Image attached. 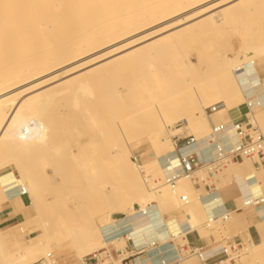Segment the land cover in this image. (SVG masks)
<instances>
[{"label":"bare ground","instance_id":"1","mask_svg":"<svg viewBox=\"0 0 264 264\" xmlns=\"http://www.w3.org/2000/svg\"><path fill=\"white\" fill-rule=\"evenodd\" d=\"M237 1L239 0H0V117L10 114L11 110L19 107V103L16 102V104H13L14 98L26 93L28 91L27 89L41 86L54 79L56 80L62 74L89 67L96 61L102 62L110 57L113 59V56H119L129 49L131 52H135L137 50L134 51L133 49L132 51L131 49L138 46L146 39L154 38L180 27L181 25L199 19L197 22L199 24V26H197L199 31L197 30L198 28L194 26L197 28V32H195L198 33V35L220 34L221 37H218L222 40L224 39L222 38L224 32L231 30L233 33L231 34L229 31L231 39L229 36L226 38H228L229 41L232 40L230 44L237 50L236 52L232 50V52L236 53V58H238L237 56L243 58L238 61L234 60L235 58L229 57L228 54L224 52L226 48L220 45L221 48H224L221 49L220 46L214 45L221 50L216 48L218 50L214 52V59H212L213 54L211 56V67L214 66L212 67L213 70L209 68V70L204 72L205 67H207L205 65L206 59H209L210 56L203 57L201 54L197 55V64L193 63L192 59H190L191 57L186 60V63L182 64L186 66L184 71L182 70L184 75L191 76L192 80V76L198 78L203 73H207L209 76H204V79L209 80L208 78L213 74L211 79L214 80L215 86L221 93L222 98L217 102L225 103V108L219 111L227 109L228 112L230 114L233 113L234 116L240 104L243 106L245 112L243 114H246L243 117L249 116L251 123L259 127L264 133V112L255 114L254 111L249 109L247 106V97L244 93V90H246L244 89L246 86L244 80L247 78L254 86H260L255 89L256 91L252 99L257 100L259 96L264 94V82L259 76V68L256 63L257 59L259 60L264 56V0H241L239 4H237ZM212 9H217L215 13L220 15V22H217L216 19L211 17ZM249 14L255 15L257 18L250 19L242 25L241 21ZM200 18H203L202 22H200ZM240 22L241 26L239 24L240 27H238L237 24ZM163 23L167 24L160 27ZM197 23L195 24L197 25ZM246 25H251L253 31L251 32V30L249 31V29H246ZM192 29L193 28H191V30ZM144 31L148 32L136 39L134 38L133 40L130 39L128 42L126 41ZM248 32H250L249 35ZM170 34L173 36L172 32ZM168 35L166 37H168ZM223 36L225 37L226 35ZM168 38L173 37L170 36ZM226 38L224 41H226ZM173 40L170 39L166 44L168 48L172 50L182 44L180 41L182 39ZM216 41L217 40H215V42ZM154 42L151 45L153 49L150 50L152 53L156 47L155 44L158 43L155 42L154 44ZM222 45L225 46L224 43ZM205 48L203 51H206ZM102 51H104L102 55L91 59V55L94 56L95 53ZM127 52H125L126 55L129 54V52L128 54ZM125 53L122 55L123 57ZM165 53L166 52H163V55ZM200 53L201 52H199V54ZM202 53L206 55V53ZM209 53H207V55ZM122 56L119 57L122 59ZM181 56L184 57L182 54ZM87 57H90L89 59L91 60L88 59V61H85L84 59ZM119 57H117V59ZM81 60H84V62L79 63ZM182 65H179V68ZM238 69H244V72H247L246 78L242 73L237 72ZM209 72L212 74H209ZM196 74H198V76ZM184 75L181 76L183 77ZM186 76L181 79H184L185 84L190 82V79L189 81L186 80V78H189ZM202 79V77H200V79H195L197 85L200 83V80L205 84V80ZM196 82L193 81L194 88H190L191 83L186 84L184 88V82H182L183 87L178 90H185L179 93L178 96L176 92V97L175 94L173 97L170 95L171 98H173L172 100L169 99L170 101L168 100L167 102L161 101L162 103L152 104L150 106L151 108H149L151 111H148L151 115H148L149 119L145 133L137 136L123 125L120 127L115 142L112 140L114 149L112 153L113 164L119 168L122 179L124 180L123 184L125 183L126 185L129 199L133 200V204L130 208H123L121 213H109H116L114 217L104 219L103 210L111 208L110 210L114 209L115 211L116 207L113 208L110 202L105 203L103 201L104 196H99L98 194L100 193H98L96 196L102 197L99 199L105 204L100 203L102 206H98L99 209L97 212H93L95 217H91L87 214V211H91L90 209H85L87 211L84 210L85 214L90 218V221L85 223L82 222V224L79 223L77 226L78 223L75 217L78 208L74 209L75 216L72 211L67 213L68 208L66 211L61 212L63 214L66 212L67 215L65 217L63 216L64 218H59L57 220L53 219L55 222H52L53 220L51 221V219H49L50 217L48 218L51 211L47 210L46 203L43 200L44 197H42V192H48L46 191L47 189L45 190L46 186L48 185L51 187L52 185L50 183L46 185L45 183V179L47 180L49 177L46 178L43 175L46 185L44 188V185L42 186L43 180L41 182L39 181L41 177L38 174L36 175L38 176L37 178L33 177L35 175L32 173L33 170H35L34 168L33 170L29 169L32 171L30 172L32 175H30V173L27 172L29 171L28 168L27 171L24 170L27 163H25L24 166L22 165V167L20 164L21 161L19 162V159L17 161V157L16 160L13 158L7 161L8 158H4V154L9 151L7 149L1 150L0 170L13 165L19 170L23 180L21 181L16 178V175L12 171L0 174V214L10 209L20 220L18 226L8 230L2 229L0 221V264H33L44 258L48 253H53V251L57 250L64 252L63 256L66 259V263L68 260L73 261L72 258L75 256L79 259L81 258L80 264H82V260L86 256L99 251L106 245V238L115 239L122 234H128V237L132 238L135 245L139 248L146 247L148 249L150 244L158 241L161 246L160 250L164 254L168 255L172 251L176 255L180 252L177 241L184 243L182 238L185 233L182 231L176 232V229H181L178 228L181 226L177 223V220H175V223H177L178 227H173L174 221L170 222L165 219L162 211L163 205H173V207L178 208L177 214L184 216L194 230L200 229L203 221L206 219L208 220L213 215L217 216L229 213L230 219L228 224L230 225L235 223V214L245 219L252 217L246 213H250L251 210H255L256 208L245 206V201L243 202L242 199H239L237 202L242 201L241 209L247 207L244 211L245 214L240 211V208L229 212L221 210L223 199L219 194L220 188H217L218 190L213 193H203V190L199 188L202 198L198 195L196 187L190 183V179L187 177L181 178L175 191H172L160 180L159 183L156 182V178L159 177L162 180L169 169L175 170L177 162L175 159L177 155L171 139L173 135L167 129L168 125H172L171 122H173V117H181L182 115L180 114L184 113L183 116L188 120L189 127L196 133L198 139H208L210 137L212 124L210 116H208L207 113V109L210 105L208 101L206 102L198 95L195 85ZM204 84L202 86H197V88L200 89V87H204ZM187 86H189V88H186ZM205 88H202L201 91ZM208 89L209 87L207 90ZM211 95L212 94H210V96ZM208 98L212 99L211 97ZM243 101H245V106L243 105ZM12 105L13 109H10L9 107H12ZM256 109L258 110V108ZM242 115H235L234 117L242 118ZM179 119L180 118H178V120ZM229 122L231 121H223L215 124L218 125ZM8 130V128L0 125L1 136H4V133L8 132ZM230 134L232 135V132ZM226 140L228 141L229 139L226 137ZM138 142H147L155 154V158L148 161L145 165H138L133 159L134 156L131 148L133 144ZM191 147H193V150H188V148L183 149L182 154L185 156L192 151H197L200 157L206 156L209 158L210 151L206 143ZM11 161H13V163H11ZM170 161L172 162V166L168 167ZM30 164H28V166L31 168ZM87 164L89 166V162ZM82 166L87 167V165L84 164H82ZM89 168L90 167L86 168L87 171H89ZM226 170L230 178L228 181L229 184L235 183L236 180L243 179L253 191L258 190L262 186L260 181H262L264 175L257 172L258 169H255L253 163L233 165L232 168L228 166ZM54 171L55 169L53 172ZM94 171H96V169ZM104 175H106V173ZM111 175L113 176L114 174ZM105 177L107 178L108 175ZM54 183H56V181ZM61 183L62 182L57 184L59 189L56 187L57 185H52L60 192L56 190L58 197L60 194H69L65 192L66 189H64V191L62 190L64 188V183L62 184V188H60ZM108 183L110 182H107V184ZM98 184L100 185V182H98ZM112 185H115L113 181ZM118 185H120V183ZM20 187L26 188L28 192L27 196H22L20 194ZM42 187L44 188L43 191H41ZM100 187L102 186L100 185ZM87 189L90 190V188ZM48 190L50 193L51 188ZM95 190H97V187L94 189L93 193ZM86 192L90 193V191ZM96 192H99V190ZM74 194L75 191L72 196H74ZM55 195L53 194L51 197L53 198ZM183 195L189 198L187 205H182L181 198ZM68 196L71 197L70 195ZM252 196L263 197V195ZM23 197L28 199V204L24 203ZM87 197L89 200H92V198H89L90 196L87 195ZM71 199L69 198L67 202L69 200L73 201V199ZM53 200V202H55L58 198H53ZM58 201H56V203ZM70 203L72 204V202ZM95 204L96 203H94V205ZM73 205H77V203ZM53 206L56 208H52ZM52 207L50 206L49 208L54 210H52V212L58 211V206L55 205V203ZM81 207L84 208V205ZM79 210H81V208ZM94 210H96V208ZM89 213L92 215V211ZM85 217L83 218L85 219ZM81 218L80 220L84 221V219ZM25 230L29 233H36V236L30 238L27 244H25L22 239L23 231ZM121 231L125 233H120ZM171 241L174 242V245H171V248L167 250L166 246ZM141 242L143 244H139ZM250 242L252 241L246 240L247 247H245L242 256V264H245L243 260L246 261L247 255L245 253L250 246ZM68 245H71V247L66 249ZM119 245L122 247L126 246L127 238L122 239ZM249 254L252 255L251 251L248 253V256ZM248 261L249 264L253 263L250 260ZM116 263L121 264L119 261ZM106 264H109V261H106Z\"/></svg>","mask_w":264,"mask_h":264},{"label":"rangeland","instance_id":"2","mask_svg":"<svg viewBox=\"0 0 264 264\" xmlns=\"http://www.w3.org/2000/svg\"><path fill=\"white\" fill-rule=\"evenodd\" d=\"M239 1L241 3V0ZM239 1H237L238 3L237 2L236 3L239 4ZM216 10L217 9L211 10L212 13L211 17L216 19L217 22H220L221 17L218 13H215ZM255 17L257 18V16L255 15L253 16L249 14L248 16L245 17V19H243V21H241L242 25L244 22H247L250 19H254ZM202 19L203 18H200L201 20L200 22H202ZM198 20L199 19H196L194 21L186 23L185 25H181L180 27L172 29L167 33L165 32L164 34H160L154 38L146 39L145 41H143L141 44L138 45L140 48L136 46L139 50L136 47H133L131 49L132 51L133 49L134 51L137 50L135 52H131L130 49L127 50L128 52L130 51L132 55L130 52L129 55L128 52L125 51L127 52L128 55H126V53L123 52V54L125 53L123 57L122 56L123 54L121 53L119 56H122V59L118 55H115L113 56V59L115 60H113L112 57H110L109 59H105L102 62L96 61L95 63H93V65L89 67L62 74L56 80L54 79L41 86H36L35 88L27 89L28 91L26 93H23L17 96L16 98H14L13 104H16V102L19 103V107L14 110H11L10 114H6L0 117V125L9 129L8 132L4 133V136H1L0 134V151L3 149H7L9 151L8 153L4 154V158L6 159L8 158L7 161H9L13 158L16 160L17 157V161L18 159L19 162L21 161L20 162L21 166L22 165L24 166L25 163H27L25 165L26 168L24 167L25 171H27V168L28 170L29 169L33 170V168L35 169L33 170V172L30 170L27 172L28 173L32 172L33 174H35L33 176L35 178L38 177L36 176L38 174L41 177L39 179L40 182L43 180V183L46 181L45 182L46 185L50 183L53 186L54 184L56 186L57 184L62 182L60 188H62V184L64 183L63 184L64 188L62 190L64 191V189H66L65 192L69 193L66 195L60 194L61 197L60 196L58 197L57 196L58 195L57 192H59L58 185L56 186L58 189H56L52 185L50 187L48 185L46 186L45 183L44 184L42 183V186L44 185V188L46 186L45 190L47 189L46 191H48V192H42V197H44L43 200L46 203L47 210L51 211L50 215H48V218L50 217L49 219H51V221L53 219L57 220L59 218H64L67 214L66 212H64L65 214L61 212L66 211L68 208L71 209L70 210L68 209L67 213L72 211L74 216L76 214L78 215V217L76 215L77 218L75 217L78 223L77 226L79 225V223L82 224V222L85 223L87 221H90V218L87 216V214L91 217L92 216L95 217L93 215V212L94 211L97 212L99 207L102 206V204L100 203L103 202H101L102 200L100 201L99 198H102L103 196H104L103 201L105 203L110 202L113 208L116 207L115 211L114 209L110 210L111 208H109L108 210L107 209L103 210L104 219H107L108 217L110 218L114 217V214L116 213L109 214L111 212H117V214H119L123 211L122 210L123 208L124 209L130 208V206L133 204V200L129 199V195L127 194L126 191V185L125 183L123 184L124 180L122 179L119 168L113 164V154H112L114 150L113 142H115L116 136L120 131V127L125 125L129 131H132V133H134L137 136L145 133V130L148 125V119H149L148 115H151L149 114L148 111H151V109L149 108H151L150 106L152 104L162 103L161 101L167 102L169 99L172 100L173 98H171V96L173 97L175 94L176 97V92L178 96L179 93L185 90L184 88L186 84L191 83L190 88L191 87L194 88L195 86L193 81L196 82L195 79H200V77H202L203 78L202 80H205L204 76L206 75L209 76L207 73L206 74L203 73L204 75L202 74L198 78L192 76V80H191V76L189 77L184 75L183 71L186 68V66H183L182 64L186 63V60H188L190 57L193 63L197 64V57H198L197 55L202 54L203 57L210 56L209 59L208 58L206 59L205 65L207 67H205L204 72L206 70H209V68L211 69L212 67H214V66L211 67V62L212 59H214V55H215L214 52L218 49L221 50L226 48L224 49L225 51L224 50L223 51L226 52V54H228L229 57L235 58L234 60L238 61L243 58L241 56L240 57L237 56L238 58H236L235 52L237 50L232 44H230L231 43L230 41L232 40L229 41L228 38H226L228 36L230 38L231 36L229 35L230 32L231 34H233L231 30H228V32L227 31L224 32L223 35H226L225 37L221 34L222 38H224L222 40L221 38L218 37L220 36V34L198 35V33H196L197 30L199 31V28L197 27L199 26V24L197 23ZM241 22L237 24L238 27L241 26ZM195 23H197V25ZM166 24L167 23H163V25H160V27L165 26ZM194 26H196L198 29ZM246 26H244L246 27V29H249V31L251 30V32L253 31V27H251V25H246ZM191 28L193 29L191 30ZM147 32L148 31L139 33L138 35H135L134 37H131L126 41L128 42L130 41V39L131 40H133L134 38L136 39L137 37L145 35ZM171 32L173 33V36L170 34ZM165 34L167 35L169 34L168 37L171 36L173 38H168L166 37L167 35ZM249 34L250 32H248V35ZM225 38L226 41H224ZM170 39L171 40L174 39L173 41L177 39L179 40L182 39L180 40L182 44H180L179 47H176L172 50L168 48V46L166 45L167 42L170 41ZM213 39L217 40L218 42L217 41L215 42V40ZM154 41L158 43L155 44ZM153 42L156 45V47L154 48V52L152 53V51L150 50L153 49V46H151ZM223 43L225 44V46L222 45ZM214 45L218 47L221 45L224 48L223 47L221 48L220 46L221 48L220 49L218 47H215ZM204 48L206 49V51H203ZM178 49L180 52L178 51ZM232 50L235 52H232ZM103 52L104 51L95 53L94 56L91 55L90 57L91 59H93V57L95 58L98 57L99 55H102ZM163 52H166L167 55L166 53L163 55ZM199 52L201 53L199 54ZM202 52L206 53V55H204ZM207 53L211 55L209 54L207 55ZM181 54L184 57H182ZM90 57H87L84 60L88 61ZM117 57H119L120 59L119 58L117 59ZM84 60L79 61V63L81 62L83 63ZM104 61H107L108 63ZM111 61H113L114 63ZM256 63L264 76V56H262V58L259 60L257 59ZM179 65L182 66H180L179 68ZM209 74L212 73L209 72ZM181 75L189 77L186 78V80L189 81L190 79V82H187L185 84L184 79L181 80L184 76L182 77ZM196 75L198 76V74ZM242 75L246 78L247 72L243 71ZM211 77L208 78L209 80H205V84L207 86L203 83V81L201 82V80L199 81L200 83H198V85L197 82L195 84L198 95L206 102L208 101L210 107L219 103L217 101L222 99L221 93L216 88L214 80L211 79ZM182 82H184V88H183L184 90L180 91L178 89L183 87ZM202 83L204 84V87H200V89L197 88V86L201 85ZM244 84L246 85L244 88L246 89L244 90L245 94L247 92H251L252 94H254L256 91L255 89L260 87V86H254L247 78L244 80ZM175 86L177 89L175 88ZM205 87L207 88L209 87V89L207 90V88ZM186 88H189V86H187ZM202 88L205 89L201 91ZM210 94H212L213 96L212 95L210 96ZM208 97H211L212 99ZM164 99L167 100L165 101ZM220 103L223 104L222 108H225V103L224 102H220ZM243 105L245 106V101H243ZM9 108L13 109V105L12 107L10 106ZM253 111L255 114L262 113L264 112V107L258 108V110L255 108L253 109ZM243 113H245L243 110V106L239 104L234 114L242 115ZM180 115L183 116L184 113ZM245 115L246 114H243L242 118H244L243 116ZM208 116H210V113H208ZM234 116L233 113L230 114L228 110L225 109L211 115L210 121L212 124V123H219L222 121H229V120L232 122L241 119V117L235 118ZM176 117L178 116L172 118L173 119L172 120L173 122H171L172 125L170 124L167 127V129L171 132L172 135L179 133L177 132L178 129L187 127L188 132L190 134L195 135L198 138L196 133L189 127L188 120L184 116L182 118L178 117L180 118L179 120L178 118L175 119ZM112 140L114 141L112 142ZM131 149L133 156H138L140 158L141 165H145L148 161L155 158V154L151 149V146L147 142L135 143L132 145ZM188 150H193V147L188 148ZM88 162H89V166L87 164ZM11 163H13V161H11ZM252 163H253L252 160H247V159H244L243 161H238L237 163H233V162L228 163L227 166L218 174L216 180L214 181L216 187L220 188L219 191H224V190L233 191L234 188L233 184H239L241 186V191H239V195L235 196L234 198V202L236 203L235 210H238L240 208L241 212H244L245 209H247V207L241 209L242 201L244 202L245 199L249 197L247 191L250 192L251 196L263 195L264 197V177L262 178V181H260V183H262V186L258 190L253 191L249 187L247 182L243 179L236 180L235 183L229 184L228 181L230 178L229 175H227L226 169L228 168V166L229 168H232L233 165H243V164L246 165ZM28 164L31 165V168L28 166ZM82 164L87 165V167L86 166L83 167ZM54 167H56L58 171ZM88 167H90L88 169L90 172L87 171L86 169ZM54 169L55 171L53 172ZM84 169L88 174L85 172ZM95 169L96 171H94ZM7 171H12L16 175V178L20 179L21 181L23 180L21 173L15 166L11 165L1 169L0 174L5 173ZM104 172L106 173V175H104L105 174ZM257 172L264 175V169H258ZM32 173H30V175H32ZM111 174L114 175L112 176ZM43 175L46 178L47 177L49 178L47 180L45 179L44 181L45 177ZM107 175L108 177L106 178L105 176ZM86 179L89 181H87ZM159 180L161 182H164V178L162 180L159 177L156 178L157 183H159ZM55 181L56 183H54ZM112 181L113 184L115 183V185H112ZM189 181L194 187L199 188L194 182H192L191 180ZM98 182H100V185L102 187H100ZM107 182L110 183L107 184ZM93 183L95 188L97 187V190H95L94 193L93 191L95 188L93 186ZM119 183L120 185H118ZM115 186L118 187L116 188ZM48 187L51 188L50 190V193L52 192L51 195L48 190L50 188ZM44 188L42 187L41 191H43ZM87 188H90V190H88ZM200 189L203 190V193L206 192L205 187L203 185L200 186ZM98 190L99 192H96ZM74 191L75 194L74 196H72ZM86 191H90V193L89 192L87 193ZM53 194L54 195L56 194L53 197L54 199L58 198V200L59 199L60 200L59 201L55 200V202H53L54 200L51 197L53 196ZM96 194H98L99 196L102 195L103 196L98 197L96 196ZM68 195H70L71 197H69ZM87 195L90 196L89 198L90 199L92 198V200H89ZM91 195H93L94 197ZM240 196H243V198L242 197L238 198ZM68 197L70 199L71 198L73 199L74 202L69 200L70 202H72V204L69 201L67 202V200L69 199ZM239 199H242V201L237 202ZM56 201L58 202L61 201V202L56 203ZM54 203L55 205L58 206L57 212H52L53 210L52 208H56L54 206L52 207ZM75 203H77V205H73ZM94 203L96 204L94 205ZM83 205L84 208L81 207ZM50 206L52 207L51 209H49ZM92 206H94L96 210H94L95 208ZM80 208L81 210H79ZM74 209H77L76 214H74L75 213ZM85 209L87 210L90 209L92 211V215H90L89 213L91 211L88 212ZM84 210L87 211V214H85ZM177 210L178 208L173 207V205L162 206V211L164 213L165 219L169 220L170 222L174 221L173 227H178L177 223L181 226L178 227L181 229H176V232L182 231L183 233H186L190 230H194L189 224V222L184 218V216L177 214L178 213ZM261 212L262 211H258V209L255 210L253 209L250 211V213H246L247 215H251L252 217L246 219L240 218L239 216H237L238 214L237 215L235 214V223L233 225L227 223L224 225L223 228L215 227L214 230H209L205 227V224L207 222L206 219L203 221L201 228L197 229V231L199 232L201 237L206 240H210L211 237L219 238L220 232L224 233L225 235H230L231 237H240L243 239L245 247H247L246 240H250V238H248L247 228L250 225H256L257 228L264 233V215ZM81 217L82 218L85 217V219L83 218L84 221L80 220ZM237 219L240 220L237 221ZM54 220L52 222H55ZM175 220H177V223H175L176 222ZM19 221H20L19 219L16 220L14 219L13 222L10 223V226L8 228H2V229L8 230L14 228L20 224ZM120 233H125V232L121 231ZM246 234L247 236H245ZM35 236L36 233H29L27 230H25L23 231V235H22L23 242L27 244L30 238H34ZM189 239L191 241H194L195 237L190 236ZM177 244L178 246L183 245V243L179 241H177ZM70 247L71 245H68L66 249H69ZM250 251L252 255L249 254L248 256V253ZM53 254L58 258L60 264H80L81 258L79 259L78 257L74 256L72 258L73 261L68 260L66 263V259L63 256L64 252H60L59 250H57V251H53ZM245 254L247 255L246 261L243 260L245 264H249L248 260L252 261L254 264H264V235L261 243L254 244L253 242H250V246L247 248ZM189 263L200 264L198 259H196L195 257L189 259Z\"/></svg>","mask_w":264,"mask_h":264},{"label":"built area","instance_id":"3","mask_svg":"<svg viewBox=\"0 0 264 264\" xmlns=\"http://www.w3.org/2000/svg\"><path fill=\"white\" fill-rule=\"evenodd\" d=\"M244 69H238L242 73ZM247 106L253 111L255 108L264 107V94L257 100L252 99L251 92L246 93ZM223 104L217 103L207 109L210 116L222 109ZM172 136L174 149L177 155L175 170L166 172L164 183L175 191L182 177L189 178L199 188L205 187L207 193L217 191L214 184L218 174L227 166L228 163H237L244 159L252 160L253 164L264 169V134L259 127L251 123L250 117L244 120L233 121L229 123H212L211 134L208 139H198L190 134L187 127L180 128ZM232 132V135L230 134ZM226 137L229 139L226 140ZM206 143L209 147L210 156L200 157L197 151H192L187 155L182 154V150L194 145ZM134 161L141 165L138 156L133 157ZM172 162H169V166ZM20 194L27 196L25 187H20ZM181 201L187 205L189 198L183 195ZM245 206L254 207L258 210L264 208V197L249 196L245 200ZM230 214H220L211 216L205 227L209 230L215 227L223 228L228 223ZM196 234L198 241L203 242L202 246H195L189 236ZM127 238V245L122 247L121 240ZM183 245L178 246L180 252L176 255L171 251L170 254H164L158 241L150 244L149 248H139L134 240L128 237V234H122L117 238H106V245L97 252L86 256L82 264H190L189 259L195 257L200 264H242V256L245 250L243 239L240 237H231L220 232L219 238L211 237L206 240L201 237L197 230L186 232L182 238ZM168 245H174L171 241ZM33 264H60L58 258L53 253H48L44 258Z\"/></svg>","mask_w":264,"mask_h":264},{"label":"crops","instance_id":"4","mask_svg":"<svg viewBox=\"0 0 264 264\" xmlns=\"http://www.w3.org/2000/svg\"><path fill=\"white\" fill-rule=\"evenodd\" d=\"M259 76L262 80H264V76H263V73L261 72V70L259 69ZM245 118L247 117H244V118H241V119H238L236 121H239V120H244ZM223 122V121H222ZM233 122V121H232ZM255 166V165H254ZM256 167V166H255ZM256 169H259L256 167ZM234 185V188H233V191H220L219 194L221 195L222 199H223V204L221 206V210H224L226 212H229V211H233L236 209V203L234 202V198L235 196L239 195V191H241V186L239 184H233ZM196 190H197V193L200 197L201 196V190L199 188L196 187ZM246 193V192H245ZM247 193L249 194V196H251L250 192L247 191ZM243 198V196H240L238 198ZM203 198V197H202ZM246 200V199H245ZM23 201L25 204H28V199L23 197ZM10 210V209H9ZM8 209L3 211V213L0 214V221H1V225H2V228H8L10 226V223L15 219H19V217L14 214L13 212H11V210L9 211ZM258 211H262L261 213H263L264 215V208L258 210ZM6 212V214H5ZM12 213V214H11ZM216 213V212H215ZM14 216V217H13ZM14 218V219H13ZM240 220V219H237V221ZM7 223V224H6ZM247 234H248V238H250V240L254 243V244H259L262 242L263 240V235L264 233L262 231H260L256 225H250L248 228H247ZM247 234L245 236H247ZM191 236H194L195 237V240L194 241H190L195 245V246H202V244H204L203 242L201 241H198L197 239V236L195 233H193ZM190 238V236H189ZM256 242V243H255ZM259 242V243H258ZM139 244H143L142 242L139 243ZM171 248L170 245H167L166 246V249L169 250Z\"/></svg>","mask_w":264,"mask_h":264}]
</instances>
